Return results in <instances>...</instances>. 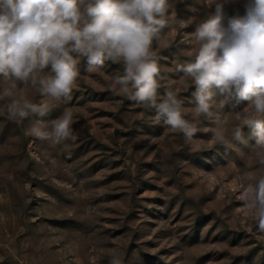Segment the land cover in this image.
Here are the masks:
<instances>
[{
  "label": "rangeland",
  "instance_id": "rangeland-1",
  "mask_svg": "<svg viewBox=\"0 0 264 264\" xmlns=\"http://www.w3.org/2000/svg\"><path fill=\"white\" fill-rule=\"evenodd\" d=\"M245 3L227 0L225 26ZM214 12L206 0H168V27L153 42L159 96L173 90L183 101L198 128L190 141L110 90L123 71L112 62L89 72L81 60L70 100L59 103L18 84L34 102L56 104L43 116L12 121L0 101V264H109L114 255L121 264H264V233L238 190L255 164L253 129L232 149L216 143L214 121L192 115L195 85L176 70L194 58L192 34ZM247 103L219 110L228 128ZM65 110L74 140L52 146L27 134L37 122L50 131Z\"/></svg>",
  "mask_w": 264,
  "mask_h": 264
},
{
  "label": "clouds",
  "instance_id": "clouds-1",
  "mask_svg": "<svg viewBox=\"0 0 264 264\" xmlns=\"http://www.w3.org/2000/svg\"><path fill=\"white\" fill-rule=\"evenodd\" d=\"M226 2L206 0L209 7L215 3V12L197 23L194 58L176 70L195 85L192 115L214 121L216 143L232 149L237 141L246 143L245 126L253 129L255 164L240 175L238 190L249 218L264 233V0H246L244 14L229 17L227 26ZM167 12L168 0H0V77L8 85L0 101L7 118L19 122L56 106L34 102L18 84L53 102L70 100L86 58L89 72L107 62L121 65L110 90L155 109L157 122L192 140L198 128L186 118L183 101L173 90L163 98L158 92L161 69L153 42L168 27ZM232 100L248 103L228 128L219 110ZM72 123L73 113L65 110L50 131L37 122L27 134L56 146L75 139ZM109 264L121 259L114 255Z\"/></svg>",
  "mask_w": 264,
  "mask_h": 264
}]
</instances>
